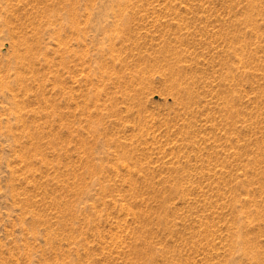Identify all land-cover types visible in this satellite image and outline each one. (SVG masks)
<instances>
[{
	"label": "rangeland",
	"instance_id": "obj_1",
	"mask_svg": "<svg viewBox=\"0 0 264 264\" xmlns=\"http://www.w3.org/2000/svg\"><path fill=\"white\" fill-rule=\"evenodd\" d=\"M0 264H264V0H0Z\"/></svg>",
	"mask_w": 264,
	"mask_h": 264
},
{
	"label": "bare ground",
	"instance_id": "obj_2",
	"mask_svg": "<svg viewBox=\"0 0 264 264\" xmlns=\"http://www.w3.org/2000/svg\"><path fill=\"white\" fill-rule=\"evenodd\" d=\"M26 49V48H25ZM32 50V49H31ZM28 55V54H27ZM31 56V55H30Z\"/></svg>",
	"mask_w": 264,
	"mask_h": 264
}]
</instances>
